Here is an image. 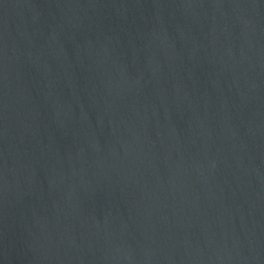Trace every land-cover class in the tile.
<instances>
[{
  "label": "water",
  "instance_id": "1",
  "mask_svg": "<svg viewBox=\"0 0 264 264\" xmlns=\"http://www.w3.org/2000/svg\"><path fill=\"white\" fill-rule=\"evenodd\" d=\"M0 264H264V0H0Z\"/></svg>",
  "mask_w": 264,
  "mask_h": 264
}]
</instances>
